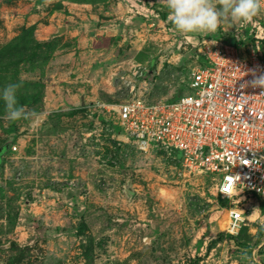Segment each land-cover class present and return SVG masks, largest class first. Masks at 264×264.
<instances>
[{"label": "rangeland", "instance_id": "374dc122", "mask_svg": "<svg viewBox=\"0 0 264 264\" xmlns=\"http://www.w3.org/2000/svg\"><path fill=\"white\" fill-rule=\"evenodd\" d=\"M86 23L138 59H52L57 27ZM259 28L264 0L250 21L187 34L162 0H0V93L19 84L18 106L37 113L8 120L0 98V264H264V198L245 192L229 234L236 196L176 153L139 149L100 107L177 98L207 46H245Z\"/></svg>", "mask_w": 264, "mask_h": 264}, {"label": "built area", "instance_id": "2783aa9c", "mask_svg": "<svg viewBox=\"0 0 264 264\" xmlns=\"http://www.w3.org/2000/svg\"><path fill=\"white\" fill-rule=\"evenodd\" d=\"M244 45L215 41L207 46L206 63L191 70L189 92L177 98L100 104L139 149L179 153L187 172L213 174L222 197L236 196L226 227L232 235L242 227L243 210L236 204L245 192L264 198V95L259 88L241 87L252 79L250 70L257 75L264 70L263 29ZM17 147L9 145L12 151Z\"/></svg>", "mask_w": 264, "mask_h": 264}, {"label": "clouds", "instance_id": "9594fccd", "mask_svg": "<svg viewBox=\"0 0 264 264\" xmlns=\"http://www.w3.org/2000/svg\"><path fill=\"white\" fill-rule=\"evenodd\" d=\"M169 12V20L180 33L215 32L222 21H250L261 10V0H162ZM252 79L241 87L261 89L264 95V70H250ZM19 84H8L0 98L5 103L8 120L32 119L37 113L28 112L18 106L16 91ZM254 164L255 161L241 160V163Z\"/></svg>", "mask_w": 264, "mask_h": 264}, {"label": "crops", "instance_id": "0c3cea01", "mask_svg": "<svg viewBox=\"0 0 264 264\" xmlns=\"http://www.w3.org/2000/svg\"><path fill=\"white\" fill-rule=\"evenodd\" d=\"M83 25L73 29L65 28L64 39L52 59H138L140 51L133 45L122 40L100 37L98 33L104 29L98 28L96 24ZM49 31L51 34L52 31ZM61 78L65 79V76Z\"/></svg>", "mask_w": 264, "mask_h": 264}, {"label": "water", "instance_id": "95a60500", "mask_svg": "<svg viewBox=\"0 0 264 264\" xmlns=\"http://www.w3.org/2000/svg\"><path fill=\"white\" fill-rule=\"evenodd\" d=\"M65 30V26H59L57 28V32L60 33V32H63ZM0 158H1V153H0Z\"/></svg>", "mask_w": 264, "mask_h": 264}, {"label": "trees", "instance_id": "16d2710c", "mask_svg": "<svg viewBox=\"0 0 264 264\" xmlns=\"http://www.w3.org/2000/svg\"><path fill=\"white\" fill-rule=\"evenodd\" d=\"M232 43H237L236 41H231ZM206 63V62H205ZM13 141H11L10 143H12ZM9 143V145H10ZM5 147H3L2 149L4 150ZM177 157H180V154H177ZM211 242V241H210ZM194 264H196V260L194 261Z\"/></svg>", "mask_w": 264, "mask_h": 264}]
</instances>
